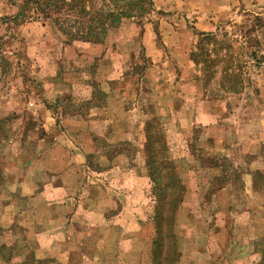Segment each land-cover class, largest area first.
I'll list each match as a JSON object with an SVG mask.
<instances>
[{
  "label": "rangeland",
  "instance_id": "rangeland-1",
  "mask_svg": "<svg viewBox=\"0 0 264 264\" xmlns=\"http://www.w3.org/2000/svg\"><path fill=\"white\" fill-rule=\"evenodd\" d=\"M21 1L0 0V264H152L147 121L184 184L177 264H264V0L215 15L202 0H153L103 43H68L34 10L13 17ZM200 22L221 43L208 80L191 56ZM118 169L147 185L141 200L125 197L139 204L125 214L134 224L81 208L97 206ZM73 207L76 229H61Z\"/></svg>",
  "mask_w": 264,
  "mask_h": 264
},
{
  "label": "trees",
  "instance_id": "trees-1",
  "mask_svg": "<svg viewBox=\"0 0 264 264\" xmlns=\"http://www.w3.org/2000/svg\"><path fill=\"white\" fill-rule=\"evenodd\" d=\"M153 6L152 0H22L13 17L25 16V13L34 12L56 23L67 36V42L77 40L103 43L109 33L117 28L125 17L144 15ZM31 19L33 16H28ZM262 23V22H261ZM264 28V23L261 24ZM260 25V26H261ZM213 43V48L208 47ZM217 34L199 32L197 51L191 56L196 63H206L203 68L204 77L210 79L208 63L215 62L211 52L216 45ZM229 49L231 48V44ZM231 54L228 56V58ZM227 62L224 66L225 87L228 91L238 90L236 72L230 67L231 59H221ZM206 80V81H207ZM158 124V123H157ZM147 143L145 146L146 166L152 180L153 196L155 201L152 222L154 235L152 238V264H177L180 257L174 231L175 213L183 198L184 184L176 170L174 162L166 152V142L163 132L158 128L155 134L150 133L151 121L146 122ZM158 143V148L153 144Z\"/></svg>",
  "mask_w": 264,
  "mask_h": 264
},
{
  "label": "crops",
  "instance_id": "crops-1",
  "mask_svg": "<svg viewBox=\"0 0 264 264\" xmlns=\"http://www.w3.org/2000/svg\"><path fill=\"white\" fill-rule=\"evenodd\" d=\"M153 1V0H152ZM158 3V0H156ZM160 1V0H159ZM233 0H202L203 3V8L202 11H204L203 9L206 7L208 8V10H210L209 8L212 7L214 8V14H217V12L221 11V8L223 7V10H228L231 7ZM218 18H220L219 16H217ZM215 17L210 18V22L211 20H214ZM202 20H204V17L202 18ZM206 20V19H205ZM208 21V22H209ZM206 22V21H205ZM205 23H197L196 29L201 30V32L206 31V30H212V26H209L208 24L206 26H204ZM212 25V24H211ZM145 35V34H144ZM152 35L151 33H146L145 35V39H147L146 41H151ZM124 173V170L118 169L116 171V175H114L115 177H111V182L112 184H110L111 186L108 187V190L102 189L103 191V196L102 198L98 199V204L95 208H86L84 206H82V210L83 211H88V213H92V212H97L98 214H104L106 211H110L113 212L114 211V216L112 218V222H114V224H118L120 226H123L124 223L126 224L128 220H130L129 223H135V220L131 217H126L125 218V214L127 212H131L132 211V215L135 214L136 210H139V204L138 205H134V206H126L125 203V197L127 195H129L130 193H132L133 197H136V200H141L139 193L141 191H146V186L145 183L141 184L140 178L143 179L144 175H141L138 173V175L134 176V177H128L127 175ZM128 177V178H127ZM105 178H108L105 177ZM130 180H132V182H134V185L131 184H127V182H129ZM107 181H110L109 179ZM123 181L126 182L127 187L124 186ZM116 182V183H114ZM145 182V181H144ZM141 185V186H140ZM128 186H130L128 188ZM142 187V188H141ZM59 188V187H57ZM142 189V190H141ZM111 190V191H110ZM110 192H112L110 194ZM127 193V194H126ZM131 197V195H130ZM115 202V205H114ZM139 202V201H138ZM75 211L74 207L72 209H70V213L68 215V222H66L65 224H63L62 228H68L70 230H72V228L76 229V221H74V217L72 218V216L75 215ZM139 212V211H138ZM132 224V225H133ZM60 232L58 233V239L61 240L60 238ZM66 239H63L64 242ZM75 253L74 250H70L69 251V259L71 258V255ZM67 264H71V262L68 260Z\"/></svg>",
  "mask_w": 264,
  "mask_h": 264
}]
</instances>
